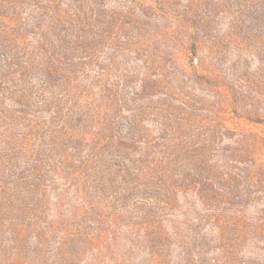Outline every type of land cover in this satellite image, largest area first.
Returning a JSON list of instances; mask_svg holds the SVG:
<instances>
[{
	"label": "rangeland",
	"instance_id": "obj_1",
	"mask_svg": "<svg viewBox=\"0 0 264 264\" xmlns=\"http://www.w3.org/2000/svg\"><path fill=\"white\" fill-rule=\"evenodd\" d=\"M0 264H264V0H0Z\"/></svg>",
	"mask_w": 264,
	"mask_h": 264
}]
</instances>
